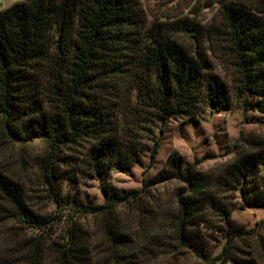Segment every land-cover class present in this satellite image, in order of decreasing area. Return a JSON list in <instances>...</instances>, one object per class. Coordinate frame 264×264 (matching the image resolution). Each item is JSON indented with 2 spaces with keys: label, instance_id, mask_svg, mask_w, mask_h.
<instances>
[{
  "label": "rangeland",
  "instance_id": "374dc122",
  "mask_svg": "<svg viewBox=\"0 0 264 264\" xmlns=\"http://www.w3.org/2000/svg\"><path fill=\"white\" fill-rule=\"evenodd\" d=\"M19 1L23 0H0V10ZM223 1L137 0L138 36L148 41L154 32L176 39L202 58L203 72L195 100L186 113L167 119L145 114L133 131L132 104L137 101L139 83L131 66L113 79L114 85L107 83L108 91H94L99 95L95 100L99 111L109 115L112 122L103 136L117 137L127 145H131L133 136L140 160L126 169L113 167L106 173H97L89 155L90 142L61 145L52 156L60 193L87 208L72 207L70 203L59 206L49 193L41 176L43 161L48 158L44 142L36 139L26 145L9 143L1 148L2 165L12 177L25 183L31 208L51 217L43 230H18L23 238L44 235L47 246L41 264H61L62 249L74 240L79 247L77 258H73L76 264H208L196 258L192 246L175 238L183 215L178 197L180 192L190 195V187L173 176L159 181L160 173L170 169L173 153L182 171L195 167L216 202L215 208L209 206L199 221L186 228L202 252L215 258L216 264H264V204H247L242 190L245 180L233 175L241 157L264 152L263 96L239 88L234 51L226 41ZM234 1L252 7L257 14L264 9V0ZM147 72L153 80L154 70ZM211 93L221 101L219 104L211 103ZM261 181L259 178L258 184ZM107 184L120 198L114 210L100 212L94 207L106 201L103 189ZM221 207L233 226L246 230L232 237L228 257L222 252L230 227ZM110 230L128 235L119 250L106 239L105 233ZM114 254L119 256L116 263Z\"/></svg>",
  "mask_w": 264,
  "mask_h": 264
},
{
  "label": "trees",
  "instance_id": "16d2710c",
  "mask_svg": "<svg viewBox=\"0 0 264 264\" xmlns=\"http://www.w3.org/2000/svg\"><path fill=\"white\" fill-rule=\"evenodd\" d=\"M137 4V0H23L0 11V154L9 143L44 142L48 158L43 161L41 176L59 206L70 203L72 207H88L60 193L52 156L61 145L90 142L89 155L97 173L113 167L126 169L140 160L133 136L131 145L103 136L112 122L95 101L99 95L94 91H108L107 83L114 85L113 79L128 69L127 65L139 83L137 101L132 104V131L145 114L176 117L186 113L195 100L202 58L174 38L154 32L148 41L139 37ZM222 6L226 41L240 73L239 88L260 92L264 108V9L257 14L252 7L234 0H224ZM149 70L155 72L153 80ZM210 101L216 105L221 102L214 93ZM2 162L0 158V264H41L47 246L44 235L23 238L18 230H43L51 217L31 208L25 183L12 177ZM169 167L160 173L159 181L173 176L190 187V195L180 192L178 197L183 215L175 238L192 246L199 260L216 264V259L207 257L186 231L209 206L215 208L209 186L195 167L182 171L175 153L169 158ZM259 172L264 173V152L247 154L234 166L235 179L245 180L242 190L247 204H264V175L259 176ZM103 191L106 201L94 208L111 212L120 197L109 184ZM221 212L230 227L222 252L228 257L232 237L246 230L233 226L222 207ZM261 223L264 226V219ZM105 235L118 250L128 240V235L119 231L110 230ZM74 241L62 249L61 264H76L73 258H77L79 247ZM116 254L112 255L115 263L119 258Z\"/></svg>",
  "mask_w": 264,
  "mask_h": 264
},
{
  "label": "crops",
  "instance_id": "0c3cea01",
  "mask_svg": "<svg viewBox=\"0 0 264 264\" xmlns=\"http://www.w3.org/2000/svg\"><path fill=\"white\" fill-rule=\"evenodd\" d=\"M1 11V10H0Z\"/></svg>",
  "mask_w": 264,
  "mask_h": 264
}]
</instances>
